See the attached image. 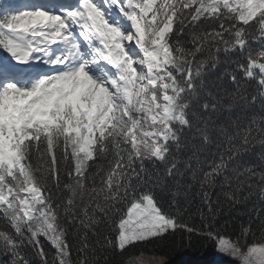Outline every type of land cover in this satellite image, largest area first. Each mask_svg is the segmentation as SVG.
<instances>
[{
  "label": "snow or ice",
  "instance_id": "1",
  "mask_svg": "<svg viewBox=\"0 0 264 264\" xmlns=\"http://www.w3.org/2000/svg\"><path fill=\"white\" fill-rule=\"evenodd\" d=\"M0 220V264H264V0H0Z\"/></svg>",
  "mask_w": 264,
  "mask_h": 264
},
{
  "label": "trees",
  "instance_id": "2",
  "mask_svg": "<svg viewBox=\"0 0 264 264\" xmlns=\"http://www.w3.org/2000/svg\"><path fill=\"white\" fill-rule=\"evenodd\" d=\"M224 219H221V223H223ZM247 217H235L230 222V225L227 228V233L235 235L236 231L239 228V225L241 223H246ZM3 221L0 220V224H2ZM43 240V238H41ZM203 242L200 241L197 237L192 238L191 247L187 246H180L177 247L175 238L173 240L169 241L165 246L163 247H154L148 246L146 248H143L142 251L144 253H150L155 255H163L168 258L169 264H212L215 259L217 258V253L212 249L209 248L207 250V253H205L200 245ZM248 243H252V241H248ZM46 247L51 249V245L47 244L45 242ZM54 252L55 250L52 249ZM139 254V251L136 253ZM115 264V261L113 262Z\"/></svg>",
  "mask_w": 264,
  "mask_h": 264
},
{
  "label": "rangeland",
  "instance_id": "3",
  "mask_svg": "<svg viewBox=\"0 0 264 264\" xmlns=\"http://www.w3.org/2000/svg\"><path fill=\"white\" fill-rule=\"evenodd\" d=\"M144 255H145L146 259H150L153 256H155V254H150V253H144ZM166 259H167V264H169V260L167 257H166ZM218 262H221V264H235V262L232 261L231 259H227L225 257L217 255V258L215 259V261L212 264H218Z\"/></svg>",
  "mask_w": 264,
  "mask_h": 264
}]
</instances>
